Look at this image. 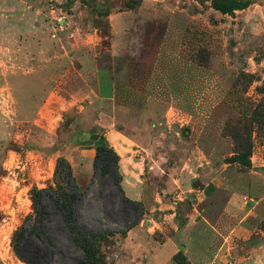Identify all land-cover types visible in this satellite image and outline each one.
I'll return each mask as SVG.
<instances>
[{
    "label": "rangeland",
    "instance_id": "obj_1",
    "mask_svg": "<svg viewBox=\"0 0 264 264\" xmlns=\"http://www.w3.org/2000/svg\"><path fill=\"white\" fill-rule=\"evenodd\" d=\"M24 78L40 83L30 102L15 91ZM0 85L14 89L0 91V264H27L12 237L35 214L31 189L56 186L59 157L80 226L136 222L103 243L108 264H240L264 242V125L251 167L228 162V126L263 96L264 0L232 13L202 0H0ZM101 145L118 155L122 193L114 159L95 165ZM44 202L45 232L26 233L23 257L76 264L81 249ZM246 225L262 232L244 237ZM223 231L238 250L216 258Z\"/></svg>",
    "mask_w": 264,
    "mask_h": 264
},
{
    "label": "trees",
    "instance_id": "obj_2",
    "mask_svg": "<svg viewBox=\"0 0 264 264\" xmlns=\"http://www.w3.org/2000/svg\"><path fill=\"white\" fill-rule=\"evenodd\" d=\"M208 1L210 6L223 13H232L234 10L243 9L249 4V0H202ZM246 77V74L239 76L238 80ZM260 128L264 125V90L263 96L252 108L248 111L247 115L243 117L241 113L239 118L234 124L228 126V135L233 141V151L228 157V162L237 163L242 168L251 167V151L252 142L251 136L253 131V125ZM264 138V133L262 132ZM113 158L115 169L112 174L116 176L115 184L118 190L122 193L120 187V175L117 168L118 155L115 151L107 145H101L96 148L95 152V165L99 162L101 171L107 172L109 167L107 162ZM67 177V179H66ZM69 181H73L74 186L78 188L75 183L74 177L71 175V167L67 160L63 157H59L55 171H54V184L44 188H37L34 186L31 191V200L34 207V215H29L25 223L21 225L13 234L12 245L14 252L27 264H35L31 259L23 257L22 251L24 248V239L27 232L38 234L40 231L45 232L44 220L45 214H47L46 203L44 202L45 195L54 198L55 203L59 207L60 215L64 226L68 230L73 245L81 249L83 257L79 259L76 264H108L105 254L102 253L103 243L107 240L109 235L115 233L126 234V232L133 227L136 222L126 227L123 231H111L104 229L103 231L94 232L86 226H80L77 223V215L75 211L74 195L69 193L67 185ZM80 190V189H79ZM124 199L130 203H135L130 199L124 197ZM106 219H109L108 215H104ZM41 228H44L41 230ZM176 256L182 257V253L179 251ZM42 260H45V256H41ZM180 264H190L188 261Z\"/></svg>",
    "mask_w": 264,
    "mask_h": 264
},
{
    "label": "crops",
    "instance_id": "obj_3",
    "mask_svg": "<svg viewBox=\"0 0 264 264\" xmlns=\"http://www.w3.org/2000/svg\"><path fill=\"white\" fill-rule=\"evenodd\" d=\"M38 72V71H35ZM37 75L40 73H36ZM39 80H34L33 78H24V80L19 84V85H14L15 87V91H20L21 92V102H30V93L32 92H39V89L36 86H39ZM12 86H1L0 85V91H2L3 89H9L11 91L12 90ZM15 96V95H14ZM33 100V99H32ZM232 199V198H231ZM229 199L228 204L226 206L225 209L229 208L230 203H232L233 200ZM241 230H243V236L244 237H250L252 235H259L260 232H262L260 229H258L256 226H248L246 225L245 227L241 226L240 227ZM222 238H224V240L231 238V240L229 241V244H225L222 242H220V245L217 249V254H216V258L217 256H221V254L224 253H228L229 256H232V253L237 252V248H234L233 246H231V241L233 242V231L231 232H226L223 231L222 233H220ZM262 234V233H261ZM226 235V237H225ZM198 248V247H197ZM226 249V250H225ZM198 253H201V249L198 248ZM246 254V255H245ZM244 255H242L241 257L238 256L235 259H240V264H264V263H260V261L264 258V242L260 243L259 245L256 246H249L246 249V253ZM226 255V254H224ZM259 257V259H258ZM257 259V260H256ZM214 262L216 263V261L214 260Z\"/></svg>",
    "mask_w": 264,
    "mask_h": 264
},
{
    "label": "water",
    "instance_id": "obj_4",
    "mask_svg": "<svg viewBox=\"0 0 264 264\" xmlns=\"http://www.w3.org/2000/svg\"><path fill=\"white\" fill-rule=\"evenodd\" d=\"M97 137H98V135H96V134L91 136L92 139H96Z\"/></svg>",
    "mask_w": 264,
    "mask_h": 264
}]
</instances>
